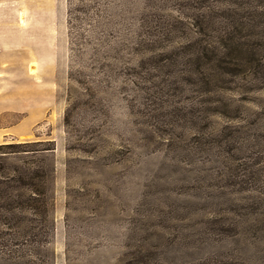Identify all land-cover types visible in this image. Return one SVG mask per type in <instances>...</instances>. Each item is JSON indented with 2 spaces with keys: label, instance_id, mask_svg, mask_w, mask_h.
Instances as JSON below:
<instances>
[{
  "label": "rangeland",
  "instance_id": "1",
  "mask_svg": "<svg viewBox=\"0 0 264 264\" xmlns=\"http://www.w3.org/2000/svg\"><path fill=\"white\" fill-rule=\"evenodd\" d=\"M10 143L0 264H264V0H0Z\"/></svg>",
  "mask_w": 264,
  "mask_h": 264
},
{
  "label": "trees",
  "instance_id": "2",
  "mask_svg": "<svg viewBox=\"0 0 264 264\" xmlns=\"http://www.w3.org/2000/svg\"><path fill=\"white\" fill-rule=\"evenodd\" d=\"M82 9V7H75L74 9L72 8V10H75V12L76 11H79V10H81ZM72 13H73V11H72ZM74 14V13H73ZM77 17V16H76ZM40 142H42V143H49V144H52V145H54V141H51V140H49V141H40ZM20 144H27V143H19V144H12V143H10V144H0V148H4V147H7V146H13V145H20ZM55 147H48V148H44V149H51V150H53ZM12 178V180H18V181H20L22 178H24L23 176L22 177H18V178H14V177H10V179Z\"/></svg>",
  "mask_w": 264,
  "mask_h": 264
},
{
  "label": "crops",
  "instance_id": "3",
  "mask_svg": "<svg viewBox=\"0 0 264 264\" xmlns=\"http://www.w3.org/2000/svg\"><path fill=\"white\" fill-rule=\"evenodd\" d=\"M37 106H38L40 109H42L40 104H38ZM32 123H33V122H32ZM32 123H31V124H27V123H26L25 125H32ZM19 127H20V128H19ZM19 127L16 128V129H17L16 131H18V132H19V131H20V132L25 131V129H26V127L23 126V125H21V126H19ZM9 135H10V134H9L8 132H5V133L3 134L4 137H7V136H9Z\"/></svg>",
  "mask_w": 264,
  "mask_h": 264
},
{
  "label": "bare ground",
  "instance_id": "4",
  "mask_svg": "<svg viewBox=\"0 0 264 264\" xmlns=\"http://www.w3.org/2000/svg\"><path fill=\"white\" fill-rule=\"evenodd\" d=\"M34 69V68H33Z\"/></svg>",
  "mask_w": 264,
  "mask_h": 264
}]
</instances>
